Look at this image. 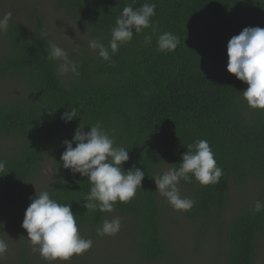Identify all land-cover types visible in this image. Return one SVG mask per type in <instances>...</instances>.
Listing matches in <instances>:
<instances>
[{
  "label": "trees",
  "instance_id": "16d2710c",
  "mask_svg": "<svg viewBox=\"0 0 264 264\" xmlns=\"http://www.w3.org/2000/svg\"><path fill=\"white\" fill-rule=\"evenodd\" d=\"M82 29L88 40L67 49L77 66L60 75L61 61L47 58L54 41L43 18L12 17L4 30L0 77L18 81L11 98L0 100V226L13 201L49 161L52 172L43 191L60 204H71L78 231L95 233L108 212L87 210V177L63 167V141L99 122L115 145L129 150L125 170L145 172L141 189L114 209L132 216L131 234L138 255L147 262L171 259L162 233L164 208L152 178L166 164L178 167L189 144L207 140L223 170L219 183L202 186L193 177L183 182L194 206L184 211L201 234L225 235L220 264H257L264 251V110L247 105L248 85L227 71V44L245 27L264 28V0H54ZM154 3L152 26L134 31L110 61L88 46L96 38L107 47L111 29L125 6ZM165 31L179 37L174 51L158 50ZM77 117L66 123V110ZM73 147L75 144L73 143ZM176 164V165H172ZM259 181L253 198L227 217L231 185ZM20 264H39L23 257ZM108 264H121L110 262ZM259 264V263H258ZM262 264H264V259Z\"/></svg>",
  "mask_w": 264,
  "mask_h": 264
},
{
  "label": "clouds",
  "instance_id": "9594fccd",
  "mask_svg": "<svg viewBox=\"0 0 264 264\" xmlns=\"http://www.w3.org/2000/svg\"><path fill=\"white\" fill-rule=\"evenodd\" d=\"M154 3H144L139 8L125 6L111 29V40L106 47L96 38L88 41V46L97 50V54L105 61H110L121 44L130 42L134 31L141 32L151 27V17L155 15ZM12 13L0 18V30H6ZM179 37L165 31L158 36V50L162 53L174 51L179 45ZM227 71L248 85L242 92L243 99L253 109L264 110V28L245 27L238 35L233 36L227 44ZM47 58L61 61L57 71L60 75L71 71L78 75L77 66L68 59V53L54 41H49ZM77 117L75 108L66 110L61 119L66 123ZM81 125L75 130L71 141H63L66 146L61 154L65 169L87 177L91 183L90 191L83 197L87 210L112 212L114 204L126 203L135 197L137 189H141L145 172L133 166L125 170L123 164L129 160V150L114 146V139L97 122L85 132ZM73 143L75 147H73ZM188 151L182 154V162L178 167L172 166L154 174L156 191L163 196L175 210H190L195 201L182 197L178 187L181 180L191 182L194 177L202 186L219 183L223 170L217 166L214 153L207 140L196 139L187 146ZM176 165V164H172ZM5 168L0 161V171ZM22 222L27 231V238L47 261H68L73 255H80L90 250L93 241L84 239L79 231L76 216L71 204H60L50 197L47 191H36L35 198H30ZM254 212L264 210V202L257 200L252 209ZM121 218L105 219L96 229L97 235H115L120 231ZM8 249L4 239H0V256Z\"/></svg>",
  "mask_w": 264,
  "mask_h": 264
},
{
  "label": "rangeland",
  "instance_id": "374dc122",
  "mask_svg": "<svg viewBox=\"0 0 264 264\" xmlns=\"http://www.w3.org/2000/svg\"><path fill=\"white\" fill-rule=\"evenodd\" d=\"M11 12L12 17L21 21L26 18H43L48 32L54 42L67 51L74 45H83L88 40L86 33L80 29L71 17L60 9L54 0H0V18ZM4 30H0V51L4 50ZM18 81L11 77H0V100L11 98L19 89ZM172 167L166 163L158 172ZM52 167L46 161L33 177L30 184L13 201L7 212L3 225L0 226V239L8 244L7 252L0 256V264H20L23 257L37 261L39 264H108L112 261L121 264H220L219 250L227 245L225 235H218L210 231L201 234L194 222L188 220L183 210H175L160 194V201L164 208L162 218V233L172 250L171 259L159 262H147L137 253L134 237L131 234L132 216L122 214L113 209L105 219L111 220L115 216L121 218L120 231L115 235L103 237L85 227L79 231L84 239L93 241L90 250L80 255H73L68 261H47L38 251H33V245L27 238V231L22 228L25 211L35 198L36 191H43L49 180ZM260 182L251 180L247 185L232 184L231 198L227 210V217H232L253 198V190L260 187ZM182 197H189L188 187L180 181L178 185ZM102 225V224H101ZM100 225V226H101ZM264 251L261 250L257 264H262Z\"/></svg>",
  "mask_w": 264,
  "mask_h": 264
}]
</instances>
